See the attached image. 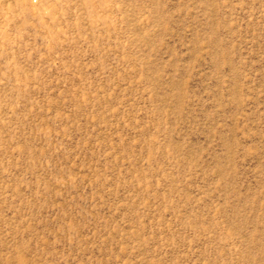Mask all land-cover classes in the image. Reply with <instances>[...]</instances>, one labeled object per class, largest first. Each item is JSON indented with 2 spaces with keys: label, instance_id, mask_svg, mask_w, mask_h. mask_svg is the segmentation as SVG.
Listing matches in <instances>:
<instances>
[{
  "label": "rangeland",
  "instance_id": "374dc122",
  "mask_svg": "<svg viewBox=\"0 0 264 264\" xmlns=\"http://www.w3.org/2000/svg\"><path fill=\"white\" fill-rule=\"evenodd\" d=\"M0 264H264V0H0Z\"/></svg>",
  "mask_w": 264,
  "mask_h": 264
}]
</instances>
